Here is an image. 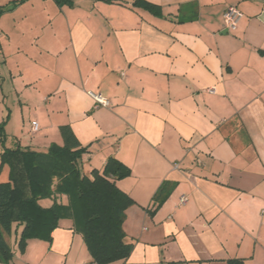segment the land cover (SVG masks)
<instances>
[{
  "label": "crops",
  "instance_id": "1",
  "mask_svg": "<svg viewBox=\"0 0 264 264\" xmlns=\"http://www.w3.org/2000/svg\"><path fill=\"white\" fill-rule=\"evenodd\" d=\"M135 1L0 0V154L63 144L68 125L89 175L130 167L116 183L134 248L107 264H264V0ZM14 226L0 264H98L72 219L24 252Z\"/></svg>",
  "mask_w": 264,
  "mask_h": 264
},
{
  "label": "trees",
  "instance_id": "2",
  "mask_svg": "<svg viewBox=\"0 0 264 264\" xmlns=\"http://www.w3.org/2000/svg\"><path fill=\"white\" fill-rule=\"evenodd\" d=\"M71 3L72 0H58ZM152 11L159 7L146 0H136ZM63 144L53 143L46 151L5 148L0 154L1 166H9V179L0 181V260L11 261L14 252L6 238L14 223L22 225L18 240L24 252L28 240H52V233L63 218L73 220L74 229L81 233L98 264L126 259L134 244L126 240L124 221L126 209L134 203L132 197L118 187L116 181L131 174L129 166L110 157L102 171L84 169L83 156L88 146L82 145L68 125L61 126ZM7 137L4 123L0 124V141ZM66 196V202L59 198ZM166 195L157 193L158 203ZM52 198L45 207L41 199ZM229 264H243L229 259Z\"/></svg>",
  "mask_w": 264,
  "mask_h": 264
},
{
  "label": "built area",
  "instance_id": "3",
  "mask_svg": "<svg viewBox=\"0 0 264 264\" xmlns=\"http://www.w3.org/2000/svg\"><path fill=\"white\" fill-rule=\"evenodd\" d=\"M241 15H242L241 11L236 6L228 7L225 10V12H224V23H225V26L228 29H232V30L236 29L238 21H239ZM92 95L97 100V102H100L103 105H107L108 104L107 100H105L100 94L92 93ZM32 125H33V130L37 131L38 128H39L38 122L37 121H33ZM186 200H187V197H185V196H183L181 198V202L182 203L186 202ZM83 264H88V263H83Z\"/></svg>",
  "mask_w": 264,
  "mask_h": 264
},
{
  "label": "rangeland",
  "instance_id": "4",
  "mask_svg": "<svg viewBox=\"0 0 264 264\" xmlns=\"http://www.w3.org/2000/svg\"><path fill=\"white\" fill-rule=\"evenodd\" d=\"M33 122V121H32ZM30 137H31V135H30ZM9 236V239L11 240L12 238H15V226H14V228L12 229V232H11V234H9L8 235ZM12 245L14 246V240H12Z\"/></svg>",
  "mask_w": 264,
  "mask_h": 264
}]
</instances>
